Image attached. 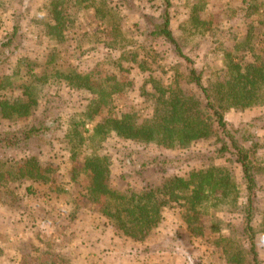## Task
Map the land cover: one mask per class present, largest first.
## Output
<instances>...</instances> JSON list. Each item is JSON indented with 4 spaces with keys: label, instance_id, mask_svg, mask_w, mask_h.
I'll return each instance as SVG.
<instances>
[{
    "label": "rangeland",
    "instance_id": "obj_1",
    "mask_svg": "<svg viewBox=\"0 0 264 264\" xmlns=\"http://www.w3.org/2000/svg\"><path fill=\"white\" fill-rule=\"evenodd\" d=\"M164 9L174 37L213 94L230 80L233 64L243 70L264 63V0H0V41L14 28L20 34L17 51L0 66V132L39 123L52 104L63 117L48 145L16 151L0 147V204L2 199L17 204L0 205V264H253L242 228L247 191L235 160L193 163L166 174L153 168L137 173V166L152 160L209 153L217 145L214 136L171 148L96 133V123L108 114L129 113L136 123L154 122L160 109L159 115L168 116V106L159 105L162 89L163 102L181 98L192 106L193 116H211L185 60L161 37L148 38ZM141 64L146 70H140ZM68 72L91 76L95 90L104 91L110 104L96 113L101 117L95 121L87 113L97 95H77L63 78ZM34 98L37 104L29 116L16 115L12 108ZM224 116L235 126L256 119L262 126L254 227L264 264V103L231 108ZM94 156L105 160L109 184L120 192L129 183L142 191L159 186L166 177H187L211 167L229 174L235 187L229 199L211 196L198 208V220L187 208H164L160 226L136 241L101 214L107 206L117 208L116 201H89L85 196L88 178L83 165ZM32 158L42 166L45 181L38 180L41 185L30 195L24 191L30 180L16 179L18 165ZM62 202L65 208L58 206ZM26 212L30 219L22 226L25 217L19 216ZM15 213L18 219L13 221Z\"/></svg>",
    "mask_w": 264,
    "mask_h": 264
},
{
    "label": "trees",
    "instance_id": "obj_2",
    "mask_svg": "<svg viewBox=\"0 0 264 264\" xmlns=\"http://www.w3.org/2000/svg\"><path fill=\"white\" fill-rule=\"evenodd\" d=\"M169 3L167 1V7ZM98 8V7H97ZM97 10L96 12H100ZM19 32L17 28L0 41V66L8 63L18 49ZM161 37L165 42L172 45L178 56L185 60L188 65L190 79L200 89L206 101L208 118H199L191 114L192 106L181 98H173L169 103L163 102L165 89L160 93L159 105H167L168 116H162L158 110V117L154 122L136 123L131 114L120 115V117L108 114L96 123V133L107 138L114 133L126 140L144 142H158L165 146L175 145L187 146L190 142L208 139L214 136L217 145L213 151L204 154H194L180 158H163L152 160L137 166V173L143 175L150 168L157 169L166 174L171 168H178L193 163L210 161L219 158H232L239 165L247 191V203L243 207L242 228L246 241L248 242L249 254L253 264H260L257 250V232L254 227V218L257 213L256 200L259 187L256 176V166L260 160V132L261 123L256 119L245 122L238 126L229 124L224 112L231 108H248L264 103V97H260L264 91V63L260 66L249 64L242 70L239 63L233 64V74L225 84H219L216 94L211 92L209 87L203 83L202 74L195 66L194 61L182 50L171 30V19L167 9L160 15L159 22L149 32L148 38ZM231 60L232 55H228ZM231 62V61H230ZM144 71L145 64L139 65ZM74 74V73H73ZM68 72L65 81H68L69 88L77 95L79 93H90L97 95V99L88 107L87 116L90 121L101 117L96 113L103 106H109L104 91L95 90V83L89 75L78 76ZM153 78V77H152ZM157 83V82H154ZM156 86V85H155ZM155 89V88H154ZM116 91V90H115ZM155 95L157 93H154ZM174 96V94L172 95ZM37 104V100L31 99L24 105H16V115L29 116L31 108ZM4 106H7L4 104ZM158 106L156 107V109ZM46 114L39 123L27 125L15 130L0 132V147L4 150L16 151L22 149L38 148L48 145L54 139V134L62 126V115L56 112V106H48ZM4 117L9 115L2 111ZM161 136V137H160ZM83 173L87 175L88 186L85 196L89 201L100 199H112L117 202L118 207L107 206L101 214L108 220H112L119 232L125 237L136 241L145 240L163 219V209L169 206L187 208L198 220L197 210L210 197L220 194V197L229 199L233 194L234 184L231 183L229 174L223 173L220 169L211 167L206 171L194 170L187 177L173 176L166 177L159 186H149L142 191H136L129 183L125 192L115 190L109 184V169L100 157H88L83 165ZM17 179L22 183L25 179L34 182L44 180L42 166L37 164L34 158L18 165ZM75 172L73 178H77ZM2 181H5L2 179ZM45 181V180H44ZM16 183V184H19ZM8 182L2 187H7ZM30 194L34 193L32 187H28ZM262 189V187H260ZM237 198L234 199L236 201ZM237 204V203H235ZM234 206V204L232 205ZM229 214V212H227Z\"/></svg>",
    "mask_w": 264,
    "mask_h": 264
},
{
    "label": "crops",
    "instance_id": "obj_3",
    "mask_svg": "<svg viewBox=\"0 0 264 264\" xmlns=\"http://www.w3.org/2000/svg\"><path fill=\"white\" fill-rule=\"evenodd\" d=\"M81 4L83 5L84 4V6H90L88 3H83V2H81ZM95 6H97V5H95ZM85 7V8H86ZM95 8H97V7H95ZM85 10V9H84ZM26 183H27V187H26V189L24 190L27 194H30L29 192H28V187H32V189H33V191H34V193H32V194H30V195H33V194H35L36 193V186H39V185H41V184H39V183H36V182H34V181H32L31 182V180L30 181H26ZM10 190H12L13 192H16L17 191V189H10ZM11 195H12V197L14 198V195H13V193H10ZM7 203H10L11 205H13V207H16L17 206V204H15V203H12L11 202V200H5V199H2V203L0 204V205H2V206H4V207H7V208H11ZM26 206V205H25ZM31 206V205H30ZM58 206L59 207H63V208H65V206H67V203H65V202H62V203H60V204H58ZM21 209H24V206L22 205V207H21ZM20 211H22V210H20ZM28 213L26 212V213H24V214H22V215H20L19 217H25L24 219H23V224H22V226H24L25 224H26V220H27V218L28 219H30V217H28V215H27ZM17 217H16V216ZM15 215H13V221L15 220V219H18V213H15ZM8 216H10V217H12L11 215H9L8 214ZM34 217H35V219H33V220H35V221H38V219H39V215H36V214H34L33 215ZM44 219V218H43ZM17 223H18V221H16ZM21 225V224H20Z\"/></svg>",
    "mask_w": 264,
    "mask_h": 264
}]
</instances>
